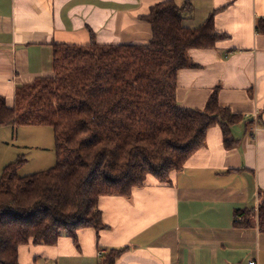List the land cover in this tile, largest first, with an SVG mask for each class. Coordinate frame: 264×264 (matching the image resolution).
I'll return each instance as SVG.
<instances>
[{
  "label": "crops",
  "instance_id": "1",
  "mask_svg": "<svg viewBox=\"0 0 264 264\" xmlns=\"http://www.w3.org/2000/svg\"><path fill=\"white\" fill-rule=\"evenodd\" d=\"M162 1L0 0V97L13 106L20 88L52 76L55 45H88L92 39L148 44L152 30L143 17ZM175 2L191 6L185 28H199L215 14L216 29L229 35L214 49L189 52L193 66L178 72L177 103L205 110L217 90L220 106L241 117L230 128L235 144L226 146L222 127L212 126L204 146L171 173L169 183L149 176L130 197H102L105 229L82 228L76 239L64 235L55 246H21L20 264H100L111 249L121 248L116 264H264V233L255 220L252 227L236 226L237 212L257 211L264 192V34L256 31L264 0ZM29 129L38 138L46 131L55 154L47 168L30 173L31 151L43 146H18L15 160H26L20 176L47 171L57 161L54 131L45 125L1 128L0 154ZM8 163H0V179Z\"/></svg>",
  "mask_w": 264,
  "mask_h": 264
},
{
  "label": "trees",
  "instance_id": "2",
  "mask_svg": "<svg viewBox=\"0 0 264 264\" xmlns=\"http://www.w3.org/2000/svg\"><path fill=\"white\" fill-rule=\"evenodd\" d=\"M190 4L165 0L143 17L152 30L145 45L58 44L53 75L20 88L14 105L0 97V129L50 126L56 165L20 176L26 160L8 165L0 179V264H20L27 244L55 246L82 228L105 229L98 203L104 196L130 197L149 176L162 183L204 146L208 129L220 125L226 146L241 117L219 104L218 91L205 110L176 100L177 76L193 66L192 49H214L229 35L215 14L196 29L185 28ZM256 31L264 34V19ZM237 227L264 233V192L257 211L236 214ZM241 219V220H240ZM125 248L111 249L100 264H116Z\"/></svg>",
  "mask_w": 264,
  "mask_h": 264
},
{
  "label": "rangeland",
  "instance_id": "3",
  "mask_svg": "<svg viewBox=\"0 0 264 264\" xmlns=\"http://www.w3.org/2000/svg\"><path fill=\"white\" fill-rule=\"evenodd\" d=\"M34 84H35V81L31 82L24 88H28L29 86H32ZM37 135L38 134L36 133V131L32 132L31 129H29L27 133L25 131H22L18 137V140L15 139L14 141L15 144L14 143L12 144V141H11L7 144V146H4L5 152L3 153V155L0 154V163L4 161V164H7L9 160L13 159L11 162H9V163H12L16 159L17 154L19 153L18 146L22 147L26 144V142H28L31 144L34 143V146L40 144L43 146V149H40V148L32 149L30 162L28 163L26 169L29 170L30 173H35V172H38L40 170L47 168L50 157L54 156L55 150L52 149L50 141L47 140L49 138H48V133L46 131L41 133L39 138L37 137ZM9 137L12 140L11 134L9 135ZM56 159H57V155H56Z\"/></svg>",
  "mask_w": 264,
  "mask_h": 264
},
{
  "label": "built area",
  "instance_id": "4",
  "mask_svg": "<svg viewBox=\"0 0 264 264\" xmlns=\"http://www.w3.org/2000/svg\"><path fill=\"white\" fill-rule=\"evenodd\" d=\"M248 264H257V262L255 260H252Z\"/></svg>",
  "mask_w": 264,
  "mask_h": 264
}]
</instances>
